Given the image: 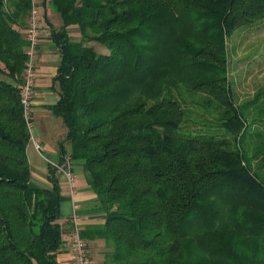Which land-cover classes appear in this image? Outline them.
Returning <instances> with one entry per match:
<instances>
[{"label":"trees","instance_id":"trees-1","mask_svg":"<svg viewBox=\"0 0 264 264\" xmlns=\"http://www.w3.org/2000/svg\"><path fill=\"white\" fill-rule=\"evenodd\" d=\"M60 62L46 106L66 135L104 223V264H264V141L249 155V98L233 88L229 39L264 21V0H42ZM32 0H0V264H59L66 199L31 184L20 85ZM77 27L81 40L68 30ZM96 43L109 50L98 51ZM187 89L223 108L225 136L183 135ZM247 112V113H246ZM232 141L239 147L232 148ZM91 261V259H90Z\"/></svg>","mask_w":264,"mask_h":264},{"label":"rangeland","instance_id":"rangeland-1","mask_svg":"<svg viewBox=\"0 0 264 264\" xmlns=\"http://www.w3.org/2000/svg\"><path fill=\"white\" fill-rule=\"evenodd\" d=\"M54 15L60 17L56 13ZM96 47L98 51H105L106 54H109V50L105 46L96 43ZM229 48V71L232 74L230 79L232 80L233 88L235 89L238 86V93L243 98L252 97L257 90L260 91L257 99L258 109L252 113V116H247V124L249 126L247 136H250V134H254V137L256 136L254 138L256 141L249 146V155H251L255 149L263 147L264 141V21L251 28L238 31L229 39ZM39 63L40 60L38 65ZM174 99L181 103L186 114L185 121L178 130L179 134L192 135L200 133L220 137L225 136L226 131L219 127L223 108L213 101L211 97L183 89L176 93ZM40 110V107L35 109L34 105V127L37 129L41 125V122H38ZM53 118L55 119V117ZM55 121H61V119L56 118ZM231 146L234 148L240 145L238 142L232 141ZM28 152L32 167L31 184L38 186L43 183L38 180V166L47 167L51 160L47 159V154L44 152L40 154L31 141ZM57 173L64 174L60 170H57Z\"/></svg>","mask_w":264,"mask_h":264},{"label":"crops","instance_id":"crops-1","mask_svg":"<svg viewBox=\"0 0 264 264\" xmlns=\"http://www.w3.org/2000/svg\"><path fill=\"white\" fill-rule=\"evenodd\" d=\"M39 3L41 6V14L44 15L45 11L42 7V0H39ZM47 18L49 19L50 26L46 25L43 20L44 36L40 47V63L38 65L39 71L37 72L34 98L35 109L36 107H40L41 109L40 113H38V122H41V125L38 126V129L34 127L32 134L35 137L43 139L44 153L47 154V159L51 160L49 162L58 163L60 157V145L65 138L66 128H64L65 126H63L64 124L62 121H55L56 118H53L51 112L47 110L46 106L53 105L59 100L57 92L53 89V79L57 74L60 55L58 50L53 47L50 27L58 29L63 25V21L61 16L57 17V15H54L50 9L47 10ZM68 32L74 41L81 40L80 31L77 27L69 28ZM27 154L29 158L28 148ZM71 170L76 180V192L73 197L66 182L65 175L62 173L56 174L62 194L66 198L61 205L62 223L66 228V236L64 247L61 249L57 257L59 264H74L71 252L72 224L70 221L74 205H77L80 213L84 210L88 211L89 207H91L96 200V195L89 189L83 168L79 165L73 164ZM38 180L43 182H40L41 184L38 185L39 187L51 188V183L49 182V163L47 167L38 166ZM81 215L83 217L84 228L104 223L103 216L100 214L87 212L82 213ZM87 243L91 264H104L105 242L103 240H88Z\"/></svg>","mask_w":264,"mask_h":264},{"label":"built area","instance_id":"built-area-1","mask_svg":"<svg viewBox=\"0 0 264 264\" xmlns=\"http://www.w3.org/2000/svg\"><path fill=\"white\" fill-rule=\"evenodd\" d=\"M44 36V24L41 14V6L38 0H32L27 31V46L25 54L27 57L23 72V81L20 85L21 102L24 110V118L27 123L28 130L31 134V142L35 149L42 154L44 152V141L40 137H35L32 134L34 128V98L37 82L38 61L40 55V46ZM56 170L64 173L66 182L70 188L72 197L75 195V176L71 170V163L65 161L64 164L49 162ZM72 234H71V252L73 255L74 264H91L88 243L82 238L84 230L83 217L79 213L77 205H74V210L71 215Z\"/></svg>","mask_w":264,"mask_h":264}]
</instances>
